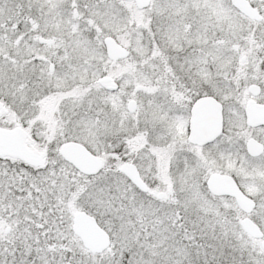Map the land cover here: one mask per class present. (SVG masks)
<instances>
[{
  "label": "snow or ice",
  "instance_id": "snow-or-ice-1",
  "mask_svg": "<svg viewBox=\"0 0 264 264\" xmlns=\"http://www.w3.org/2000/svg\"><path fill=\"white\" fill-rule=\"evenodd\" d=\"M0 264H264V0H0Z\"/></svg>",
  "mask_w": 264,
  "mask_h": 264
}]
</instances>
